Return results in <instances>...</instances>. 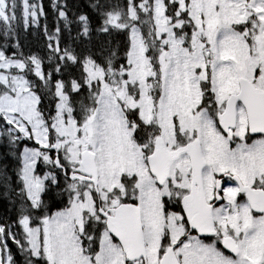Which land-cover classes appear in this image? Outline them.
I'll return each instance as SVG.
<instances>
[{
  "label": "rangeland",
  "instance_id": "374dc122",
  "mask_svg": "<svg viewBox=\"0 0 264 264\" xmlns=\"http://www.w3.org/2000/svg\"><path fill=\"white\" fill-rule=\"evenodd\" d=\"M242 1L247 4L248 0H178L180 8H188L189 13L192 17L193 22H196L197 27L199 28L198 33L201 32V29L206 22H213L216 18V15H220L223 11L229 10L230 8H234L236 13V20L238 22H246L247 19L252 15L253 18L260 17L262 22L260 24L264 25V0H250V8L251 11L247 12L242 8ZM5 1L0 0V13L4 12ZM155 19L156 24L159 27V30L169 35H173V40H167L161 37L162 45H166L165 48L162 49V60L165 69V77H166V85L165 89H170V65L172 57L177 61L180 59L181 62L183 60V56L191 57V60L198 55L199 56V64L204 67L203 62V55H204V48L203 44L200 42L198 44V51L194 50V55L191 56L189 47L190 43L185 44V49L182 48V40L177 38L174 35V32L171 30L169 25L167 24L168 21L164 15V8L162 9L161 6H157L155 9ZM228 21L226 19H223ZM241 33V38H247V34H244L243 31ZM206 34H210V28L206 29ZM131 43L129 50V61L130 66L132 63L137 66V70H142L138 75L139 79L143 80V77L146 74V50L143 47V43L141 37L137 30L133 29L131 31ZM216 49L221 45H218L217 42L212 43ZM262 47L259 49L260 53H264V29H263V38H262ZM191 62V61H190ZM178 63L177 71L179 75H182V66L186 67L187 63ZM188 65H191L190 63ZM234 69L237 72L244 71V58L239 56L233 61ZM4 66V65H3ZM4 67H8L5 65ZM193 67V66H192ZM195 67L187 72H194ZM186 72V73H187ZM129 73V71H128ZM106 74V71L101 70L99 68H93L90 70V75L92 77L97 76L101 83V91L99 95V103L102 99L106 101V103L111 102L112 107L115 109H111L112 107L109 105H104L106 109H110L109 111H103L98 116V109L100 104L98 105L97 110L89 117L88 121L86 122L83 133L84 137L87 141L88 147L94 152L95 154V163H97L98 175L100 178L99 182V189L101 191H109L114 186L115 177L113 176V168L114 164L117 163V171L118 173L124 174L129 172L125 168V165L122 161H128V166L132 168L134 171L138 172L141 166L140 158L143 156V152L140 149V146L136 147L129 139L128 135L129 131L128 128L125 126V121L122 115L120 108L117 107L116 100L121 93V89L123 87V82L127 83L129 81V77L127 80H122L118 82L117 79L113 81V86L108 85V82H104L103 75ZM108 80H113V75L109 72L107 73ZM137 77V76H135ZM3 83H9L10 79L8 74L6 73L2 79H0ZM141 80V82H142ZM25 86L22 92L19 89H15L14 91L19 95L22 102L25 104V109L23 110L21 120H24L27 116V121L29 124H35L36 116L34 115L33 109L36 108L37 110V103L38 98L37 95L31 90L24 78L16 87ZM234 88L232 77H230L227 81L226 90H232ZM115 89V90H114ZM220 87L217 89V94L219 95ZM174 94H183V89L181 85L180 77L178 78L177 86L174 88ZM143 86L139 91V96L142 97V100L138 103L140 106V111L145 119L152 120L153 114L150 109V104L148 101L143 99ZM124 100L131 106H136V104L132 101V96L127 90L124 89ZM184 103L181 108V115L177 114L176 117L174 116L176 112V107L174 103V97L170 101V97L168 100H163V107H162V124L166 126V130H162L164 136L168 138V142L171 146L176 145L177 140V133L173 135V129L178 125L177 120L182 121H189L192 116L197 115L199 112L194 113L192 111V107L195 105L196 100H199V81L197 78V73H195L194 77L191 79L189 90L186 92L184 96ZM10 102H3L2 107H7V104ZM167 105V106H166ZM1 107V108H2ZM20 107V102L18 103V108ZM60 112L55 117L57 120L56 124L54 125L55 131L58 133L59 131L63 130L62 119L59 114H64L66 118L69 120V129L72 132L76 131V125L69 115V106L67 103L60 104L59 106ZM98 120V121H95ZM170 120L173 122L172 128H170ZM238 120H243L242 116H239ZM122 121V123H121ZM12 122L16 125V123L12 120ZM27 122L25 124L29 128ZM124 123V124H123ZM24 124V125H25ZM23 124H21V131L25 129ZM17 126V125H16ZM18 127V126H17ZM211 127V128H210ZM19 128V127H18ZM198 130L197 137L201 143V150L204 158L206 159L207 166L204 171H208L212 166L220 165V149L222 146V140L220 132L217 130L215 125H207L206 127H202V122L197 120V126L195 123V119L192 118L187 125H182L180 127L178 125V134L182 142H185L193 133V130ZM210 128V129H209ZM20 129V128H19ZM202 129V130H200ZM23 132V131H22ZM24 134V132H23ZM112 141L117 142V146L115 149V154L112 152ZM60 146L65 152V158L68 163L73 161V153L72 150L74 147H77L80 143L79 138H75L72 134H62L59 138ZM167 148L170 146L166 144ZM141 148H147L146 146H141ZM25 150V149H24ZM24 153V151H23ZM23 157V154H22ZM178 163H183L181 159ZM144 166V163H143ZM138 174V173H137ZM24 178L26 180V176H32L33 186L31 187L30 194L27 192L28 197L33 203H36L39 198V191L42 186V180L29 174V167L28 165H24L23 171ZM141 184L140 189L142 193V198L144 201V205L142 207V224L143 226L146 225L148 221H151L154 226L155 230L152 231L147 237V260L149 264H155L157 259V243L159 241L160 236V226L158 221V214L160 212V202L159 196L165 194V189L156 188L153 185L151 178L149 177L146 168H142L141 171ZM25 182V181H24ZM26 188V187H25ZM38 196V198H37ZM37 198V199H36ZM115 200L111 202L113 205ZM87 205V200L84 204ZM79 215V208L77 205L71 204L70 207L63 208L56 210L48 219V228H49V245L50 251L52 254V259L55 264H91L88 254L86 253L85 249L81 246L80 241L77 237V232H73V229L76 230V226L73 223H76V217ZM189 246H184L182 249L187 251ZM3 253L0 250V264H3ZM183 264H203L201 263L202 256L200 254V250L196 251L191 257L186 256L185 253L182 254ZM96 264H124L122 252L116 242H114L108 233H103L100 236L99 242V250L95 256Z\"/></svg>",
  "mask_w": 264,
  "mask_h": 264
},
{
  "label": "trees",
  "instance_id": "16d2710c",
  "mask_svg": "<svg viewBox=\"0 0 264 264\" xmlns=\"http://www.w3.org/2000/svg\"><path fill=\"white\" fill-rule=\"evenodd\" d=\"M43 17L36 29L35 37H31V28L25 29L18 17V9L9 13L8 20H0V46L6 54L13 55L25 60L26 72L29 77L38 85L39 105L43 109H49L53 101L52 82L58 80L76 79L78 85L84 83V59L93 56L97 61L101 55L108 59L113 57L114 51L116 62L124 54L127 36L125 29L112 28V36L100 35L98 30L106 23V20L114 15H124L127 10L126 0H40ZM62 8L67 17L68 25L57 17L56 9ZM15 11V12H13ZM85 17L88 22L89 32L86 40L80 32V18ZM143 23L146 29L152 32L151 22L145 18ZM58 27L60 29L59 39L55 41L46 54V34H52ZM65 30L72 35L75 45L63 42ZM32 46L38 49L32 54ZM62 55V57H61ZM31 56H36L41 62V68L45 78V87L42 86L40 79L33 73V65L30 61ZM77 94V91L74 92ZM81 102V98L79 99ZM130 117L131 113L128 114ZM133 120H139L136 113H133ZM143 132L146 129L140 126ZM21 142L14 140L12 135L4 127V121L0 115V223L5 224L4 220L13 216L18 209L23 208L17 196L21 195V184L18 175V167L13 158L14 150L20 146ZM52 198H56L53 195ZM51 195L45 196V204L52 206L56 203L50 201ZM5 226V225H4Z\"/></svg>",
  "mask_w": 264,
  "mask_h": 264
},
{
  "label": "flooded vegetation",
  "instance_id": "af4514ba",
  "mask_svg": "<svg viewBox=\"0 0 264 264\" xmlns=\"http://www.w3.org/2000/svg\"><path fill=\"white\" fill-rule=\"evenodd\" d=\"M231 137L233 139L237 137L240 146L245 149L240 150L237 146L234 157H228L222 161L223 164H225V162H230L231 164L222 165V168L219 171L214 170L211 175L213 182L216 178L220 177L222 179V185H224L225 183L233 182L234 175H237L239 178L248 176L250 181L247 183L250 184L251 189L264 191V164H261V161L252 154L254 140L260 138L264 143V139L261 136H251L247 132L243 133L241 136ZM262 153L263 156L261 160L264 159V148L262 149ZM183 167L184 165L179 164L176 167V173L179 175L185 174V170L182 169ZM205 195L213 208L214 216V210L217 207V203L215 201V191L212 184L205 186ZM242 197L243 195L237 190L234 191L233 200L235 203H237ZM222 201L223 199L220 202ZM217 214L218 217H214L217 234L212 237L204 238V240L212 242V239H216L214 243L219 245L225 254H228L222 247V239L225 236H230L234 239L240 249L243 263L249 264L255 261L256 264H264V236L260 235L255 237L251 233L254 228H257L261 224V221H258V217L264 216V214H258L251 211L246 216H240L236 219L229 220H224L220 217L223 214L220 209L217 210ZM253 245L256 248L257 254L255 259H252L249 253V249Z\"/></svg>",
  "mask_w": 264,
  "mask_h": 264
},
{
  "label": "water",
  "instance_id": "95a60500",
  "mask_svg": "<svg viewBox=\"0 0 264 264\" xmlns=\"http://www.w3.org/2000/svg\"><path fill=\"white\" fill-rule=\"evenodd\" d=\"M248 90L249 88L247 85H243L239 96L247 107L250 130L254 133L264 134V95H250L247 98ZM231 117L233 118V116ZM182 152H187L189 154L193 165V171L199 173L201 167L204 165V160L201 156L198 140H195L193 143H190L173 152H166L163 143H161V145H156L153 157L149 160V165L155 166L160 160L163 163H167L169 160L172 161L177 158ZM186 208L187 207H185V209ZM202 219L203 216L201 213H195L190 218V225L196 228L199 234L203 233V230L200 228V225L203 224ZM128 253L130 255L133 254L131 250H129ZM162 264H167V259H165ZM170 264L178 263L170 262Z\"/></svg>",
  "mask_w": 264,
  "mask_h": 264
}]
</instances>
